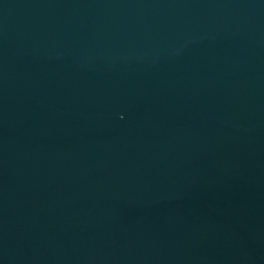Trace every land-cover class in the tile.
Returning a JSON list of instances; mask_svg holds the SVG:
<instances>
[{"label": "water", "instance_id": "water-1", "mask_svg": "<svg viewBox=\"0 0 264 264\" xmlns=\"http://www.w3.org/2000/svg\"><path fill=\"white\" fill-rule=\"evenodd\" d=\"M0 264H264V0H0Z\"/></svg>", "mask_w": 264, "mask_h": 264}]
</instances>
